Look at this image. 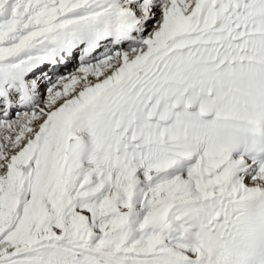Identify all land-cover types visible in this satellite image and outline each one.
I'll use <instances>...</instances> for the list:
<instances>
[{"label": "snow or ice", "instance_id": "1", "mask_svg": "<svg viewBox=\"0 0 264 264\" xmlns=\"http://www.w3.org/2000/svg\"><path fill=\"white\" fill-rule=\"evenodd\" d=\"M0 264H264V0H0Z\"/></svg>", "mask_w": 264, "mask_h": 264}]
</instances>
